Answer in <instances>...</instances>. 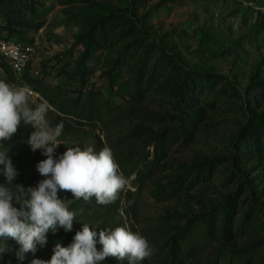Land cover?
Returning <instances> with one entry per match:
<instances>
[{"label": "rangeland", "instance_id": "obj_1", "mask_svg": "<svg viewBox=\"0 0 264 264\" xmlns=\"http://www.w3.org/2000/svg\"><path fill=\"white\" fill-rule=\"evenodd\" d=\"M10 32H21L34 54L22 78H9L0 63V80L42 78L41 91L30 87V106L47 101L50 126L63 123L56 157L107 144L129 183L110 204L58 192L73 200L72 231L48 233L23 261L9 239L0 264L50 260L84 224L146 237L153 254L136 264H171L175 245L184 264H264V0H0V37ZM90 36L101 42L81 77L75 65ZM77 100L95 105V121L76 117ZM25 126L0 141L16 193L46 178L36 167L43 150L27 143L35 129Z\"/></svg>", "mask_w": 264, "mask_h": 264}, {"label": "clouds", "instance_id": "obj_2", "mask_svg": "<svg viewBox=\"0 0 264 264\" xmlns=\"http://www.w3.org/2000/svg\"><path fill=\"white\" fill-rule=\"evenodd\" d=\"M31 96L29 85L0 80V141L10 139L23 121L35 129L27 140L31 150L42 149L46 157L36 166L46 178L35 188L19 185L20 191L16 193L9 185H13L17 172L7 153L0 152V165H4L0 171L7 181L0 185V254L8 251L7 240H14L19 245L16 257L20 261L26 253L35 254L38 245L44 247L49 232L55 233L57 228L66 233L72 231L75 213L69 205L73 200L59 198L58 192H70L75 200L89 201L95 197L98 204H110L129 183L107 144L99 152L92 146L67 147L56 157V149L62 144L58 138L63 123L50 126L46 119L50 105L42 101L33 108ZM152 254V246L139 232L125 227L97 232L84 224L68 246L55 245L50 260L33 259L31 264H100L109 257L136 264Z\"/></svg>", "mask_w": 264, "mask_h": 264}, {"label": "trees", "instance_id": "obj_3", "mask_svg": "<svg viewBox=\"0 0 264 264\" xmlns=\"http://www.w3.org/2000/svg\"><path fill=\"white\" fill-rule=\"evenodd\" d=\"M3 38H14V39H17V40H21V41H24V42H28L25 40V37L24 35L21 33V32H18L17 35H12V33L10 32L9 34H6V35H2ZM101 42V39L98 38V36H95V37H89L87 39V44H86V49L83 53V56L79 57L78 58V63L75 65V74L76 75H79L81 77L84 76L85 74V61L87 60V55L90 53L91 49L93 48V46H96L98 45L99 43ZM0 63H1V67L4 69V71L6 72L7 76L9 78H14L15 79V76L11 70V68L8 66V64H6V62H4L2 60V58L0 57ZM26 74V73H25ZM24 74V75H25ZM23 75V76H24ZM39 79H42V78H32V77H29L27 78L28 81H31L30 84H28V82L26 83L27 85H29L30 87H32V89L34 91H41L40 89V86H39ZM112 81H114V76H112ZM125 86L124 85H121L118 87V90H122ZM125 92H127L128 94H130V92L128 90H125ZM49 102L51 103V105H53L54 107L57 108V104H56V100L54 99H48ZM90 101V100H89ZM88 100H77V106H76V111H75V115L77 118L79 119H85V120H92V121H95L96 120V108L95 105H93L91 102H89ZM263 127H264V124H262ZM23 129H30L29 128V125H26L25 127H23ZM248 135V138H254V136L252 137V134L249 133L247 134ZM122 197V191L119 192V195H118V198L116 200H119L120 198ZM108 207V206H106ZM195 230V228L191 227V228H186L182 231V237L185 238V239H191L192 236H193V231ZM50 236L51 237H56V233H52V232H49ZM195 244H191V247H194ZM172 252H171V264H184L185 261L187 259H185V254H183V249L180 247V246H173L172 247Z\"/></svg>", "mask_w": 264, "mask_h": 264}, {"label": "built area", "instance_id": "obj_4", "mask_svg": "<svg viewBox=\"0 0 264 264\" xmlns=\"http://www.w3.org/2000/svg\"><path fill=\"white\" fill-rule=\"evenodd\" d=\"M34 47L30 42L0 37V57L11 68L16 78L26 73Z\"/></svg>", "mask_w": 264, "mask_h": 264}]
</instances>
